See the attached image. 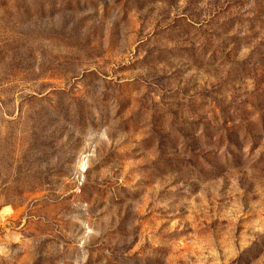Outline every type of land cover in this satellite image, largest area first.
Masks as SVG:
<instances>
[{"label": "rangeland", "instance_id": "374dc122", "mask_svg": "<svg viewBox=\"0 0 264 264\" xmlns=\"http://www.w3.org/2000/svg\"><path fill=\"white\" fill-rule=\"evenodd\" d=\"M0 264H264V0H0Z\"/></svg>", "mask_w": 264, "mask_h": 264}]
</instances>
